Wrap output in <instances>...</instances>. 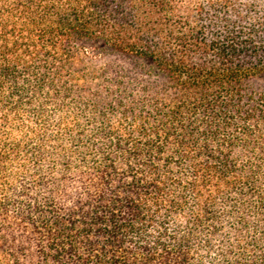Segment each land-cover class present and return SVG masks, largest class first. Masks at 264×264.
<instances>
[{
	"label": "trees",
	"instance_id": "1",
	"mask_svg": "<svg viewBox=\"0 0 264 264\" xmlns=\"http://www.w3.org/2000/svg\"><path fill=\"white\" fill-rule=\"evenodd\" d=\"M0 264H264V0H0Z\"/></svg>",
	"mask_w": 264,
	"mask_h": 264
}]
</instances>
